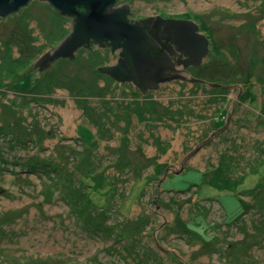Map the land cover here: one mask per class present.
<instances>
[{
  "label": "rangeland",
  "instance_id": "obj_1",
  "mask_svg": "<svg viewBox=\"0 0 264 264\" xmlns=\"http://www.w3.org/2000/svg\"><path fill=\"white\" fill-rule=\"evenodd\" d=\"M121 2L209 10L190 73L223 86L134 92L101 48L39 71L70 19L44 0L0 18V264H264V0Z\"/></svg>",
  "mask_w": 264,
  "mask_h": 264
},
{
  "label": "water",
  "instance_id": "obj_2",
  "mask_svg": "<svg viewBox=\"0 0 264 264\" xmlns=\"http://www.w3.org/2000/svg\"><path fill=\"white\" fill-rule=\"evenodd\" d=\"M31 0H0V18L17 11ZM62 16L71 18L70 32L59 44L39 57L34 67L43 71L59 58H74L80 47L91 45L111 46V51L120 49L117 63L100 66L98 70L110 75L118 83L134 82L141 93L158 89L160 83L172 79H183L206 83L188 71L189 63L197 66L207 54L208 40L195 33L197 25L191 21L165 20L160 16H149L130 21L129 4L114 6L118 0H44ZM162 28V30H161ZM162 34L170 38L176 35L178 49L188 59L181 70L170 66L169 57L157 43ZM184 72V75L182 74ZM226 87V86H224Z\"/></svg>",
  "mask_w": 264,
  "mask_h": 264
},
{
  "label": "flooded vegetation",
  "instance_id": "obj_3",
  "mask_svg": "<svg viewBox=\"0 0 264 264\" xmlns=\"http://www.w3.org/2000/svg\"><path fill=\"white\" fill-rule=\"evenodd\" d=\"M126 3L129 4V7H130V14L128 15V19L130 21L139 20L141 18H145V17H149V16H154V17L160 16L162 19H165V20H182V21L194 22L197 25V29L195 30V33L198 35H203L208 40V46H207L208 51H207V54L203 57L202 62L199 65L193 66L192 65L193 63H189L188 71L192 73V71H191L192 67H200V66L210 64L209 63V60H211L210 51H212V49L215 47V45L218 44V38H216L217 34L216 35L213 34V32L215 33V31L213 30V28H215V27L213 26V28H212L209 24V23L212 24V21H211L212 18L206 19L208 17H206V18L204 17V15H206V16L209 15V13H210L209 10L204 11V12H200V11H196L193 7L187 6L185 9V12L182 11V12H170V13H168V12L164 11L165 14H162V16H161V14H158V13H154V14H143L142 13L141 15L137 16V15H135L136 11L133 10V5L128 3V2H126ZM123 4H125V2H121V0H118L114 6L116 7L118 5H123ZM228 12H231V14L233 13L232 11H227V13ZM69 19H70V30H71L72 23H71V18H69ZM161 30H162V28H161ZM222 34H223L222 40H226L228 38L227 32H222ZM175 39H176V35L174 36V38L171 39L170 36H168L167 34L166 35L162 34L161 38L159 39L162 43L158 42L157 46L161 47L164 51H166V53L169 57L170 66L173 69L179 71L182 69L181 67H182L184 61H186L188 59V57L187 56L185 57V55L181 51H179L178 44L176 43ZM219 43H220V41H219ZM80 48H83L85 50H92L95 48L106 49L107 52L109 53V55H107L106 51H105L104 55L107 56L108 60H112L113 58L114 59L111 62H107V63L104 62L102 66H108L111 64H115V63H117L118 58H119L120 49H117L115 51H111V46H109L107 43L104 46H100L98 44L93 43L91 45V48H85V47H80ZM80 48H78V50ZM182 74L184 75V72H182ZM172 80H179V79H172ZM180 80H183V79H180ZM125 83H129L131 86H133L135 89V90H133L134 92L141 93L140 87L137 84H135L134 82L130 81V82H125ZM163 83H166V82H163ZM163 83H161V84H163ZM150 91H151V89H148L146 93H148Z\"/></svg>",
  "mask_w": 264,
  "mask_h": 264
},
{
  "label": "bare ground",
  "instance_id": "obj_4",
  "mask_svg": "<svg viewBox=\"0 0 264 264\" xmlns=\"http://www.w3.org/2000/svg\"><path fill=\"white\" fill-rule=\"evenodd\" d=\"M222 1H227V0H222ZM170 81H171V80H170ZM160 84H161V83H160ZM69 116H71L70 113H69ZM69 118H70V117L67 116V118H66V123H68Z\"/></svg>",
  "mask_w": 264,
  "mask_h": 264
},
{
  "label": "crops",
  "instance_id": "obj_5",
  "mask_svg": "<svg viewBox=\"0 0 264 264\" xmlns=\"http://www.w3.org/2000/svg\"><path fill=\"white\" fill-rule=\"evenodd\" d=\"M160 123H158L157 125H159ZM158 135V134H157ZM169 135V134H168ZM158 138V137H157ZM159 139H162V138H159ZM167 141V140H166ZM168 149V148H167Z\"/></svg>",
  "mask_w": 264,
  "mask_h": 264
},
{
  "label": "trees",
  "instance_id": "obj_6",
  "mask_svg": "<svg viewBox=\"0 0 264 264\" xmlns=\"http://www.w3.org/2000/svg\"><path fill=\"white\" fill-rule=\"evenodd\" d=\"M242 215V214H241Z\"/></svg>",
  "mask_w": 264,
  "mask_h": 264
}]
</instances>
